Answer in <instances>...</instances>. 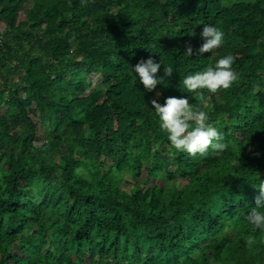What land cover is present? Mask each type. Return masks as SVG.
I'll use <instances>...</instances> for the list:
<instances>
[{"label":"trees","instance_id":"obj_1","mask_svg":"<svg viewBox=\"0 0 264 264\" xmlns=\"http://www.w3.org/2000/svg\"><path fill=\"white\" fill-rule=\"evenodd\" d=\"M203 24L224 43L199 56ZM0 33V264H264L247 219L264 183V0H0ZM229 54L231 87L179 90ZM149 56L176 72L152 92L133 73ZM169 96L226 148L176 150L151 105Z\"/></svg>","mask_w":264,"mask_h":264},{"label":"clouds","instance_id":"obj_2","mask_svg":"<svg viewBox=\"0 0 264 264\" xmlns=\"http://www.w3.org/2000/svg\"><path fill=\"white\" fill-rule=\"evenodd\" d=\"M201 36L204 42L195 50L199 56L212 53L224 43L223 31L213 24H203ZM185 53L191 57L194 53L193 47L188 45ZM234 59L235 57L230 54L224 55L206 70L183 76L177 87L182 93L191 94L201 89H207L212 93L221 88L227 89L237 79L233 68ZM162 64L164 68L161 75ZM133 73L136 79L138 76L144 90L152 92L157 85L163 84L165 78H173L176 72L173 66L165 65L161 60L149 56L135 65ZM151 105L159 118L161 129L167 133L168 140L176 150L195 156L205 154L209 150L223 151L226 148L227 145L218 130L207 123L206 112L195 108L190 103L189 96H169L163 103L153 98ZM256 188L259 189L256 206L248 213L247 219L255 228L261 229L264 228V211L257 209H264V183H260Z\"/></svg>","mask_w":264,"mask_h":264},{"label":"rangeland","instance_id":"obj_3","mask_svg":"<svg viewBox=\"0 0 264 264\" xmlns=\"http://www.w3.org/2000/svg\"><path fill=\"white\" fill-rule=\"evenodd\" d=\"M28 11L29 10L23 12L22 15H21V18H25L26 13H28ZM4 50H5V48L3 50H2V48L0 49V51H4ZM92 78H93V81L98 82L101 79V76L100 75H95ZM63 161L64 162H71V163H73L74 165H76V166H78L80 168H84L85 167L81 162H79L77 160H71V159L65 158V159H63ZM93 168L96 170L95 166H93ZM144 176H146V175L144 174Z\"/></svg>","mask_w":264,"mask_h":264},{"label":"built area","instance_id":"obj_4","mask_svg":"<svg viewBox=\"0 0 264 264\" xmlns=\"http://www.w3.org/2000/svg\"><path fill=\"white\" fill-rule=\"evenodd\" d=\"M3 45V38H2V34L0 33V48L2 47Z\"/></svg>","mask_w":264,"mask_h":264}]
</instances>
